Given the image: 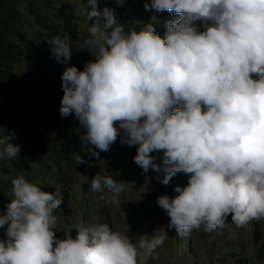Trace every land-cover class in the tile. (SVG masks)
Listing matches in <instances>:
<instances>
[{
  "label": "clouds",
  "instance_id": "1",
  "mask_svg": "<svg viewBox=\"0 0 264 264\" xmlns=\"http://www.w3.org/2000/svg\"><path fill=\"white\" fill-rule=\"evenodd\" d=\"M115 3L122 7L124 0ZM88 4L91 11H81L86 38L47 39L51 58L65 66L60 116L74 115L87 130L81 139L92 157L119 137L122 146H137L133 160L144 173L156 172L165 186L178 173L190 174L187 186H176L174 198L157 197L170 221L151 237L133 242L99 223L81 224L75 238L67 230L59 239L54 213L62 193L14 178L13 198L0 215V228L7 225L0 264H140L173 228L187 237L223 228L229 214L238 229L264 218V0L145 2V11L178 15L165 22L163 38L155 16L139 32L125 33L115 9L98 12L97 0ZM76 51L93 57L83 70L68 66ZM15 138L14 131L0 130V160L18 157ZM154 152H162L159 163ZM90 184L96 193L106 189L111 203L119 202L125 185L99 174Z\"/></svg>",
  "mask_w": 264,
  "mask_h": 264
},
{
  "label": "trees",
  "instance_id": "2",
  "mask_svg": "<svg viewBox=\"0 0 264 264\" xmlns=\"http://www.w3.org/2000/svg\"><path fill=\"white\" fill-rule=\"evenodd\" d=\"M78 1L91 11L88 0ZM145 2L151 3V0H143V4ZM77 4L71 5L63 0H0V130L4 133L14 131L16 138L10 142L19 144L21 149L16 159L0 160V215L5 213L7 204L13 198L12 179L24 176L44 192L62 193L63 202L54 213L57 217L55 231L59 239L64 237L63 232L67 230H72L70 234L75 238V230L81 224L107 223L113 230L114 226L109 220L112 213L123 214L129 221L130 215L137 219L143 212L155 211L160 215L165 212L160 207H154L150 201L135 205L129 215L127 208L132 207L133 199L128 197V184L138 186L150 179V173H144L135 164L133 157L136 154H124L127 145L124 152L118 150L119 137L109 151L92 157L81 139L87 130L74 115L62 118L59 114L63 96L61 76L65 66L51 58V46L47 39L60 35L72 40L75 27L71 17L75 16ZM106 6L115 9L117 22L124 27L125 33L130 30L139 32L143 27L137 22L143 17L138 9L134 8L137 15L124 16L119 13L115 0H97L98 12H102ZM151 11L156 17L157 34L163 38L165 22L179 17L173 12ZM94 22L95 18L89 21L91 25ZM99 22L103 25L105 21L100 18ZM86 62L87 59L78 61L74 52L68 66L83 70ZM74 154L83 156L85 163L78 165ZM157 159L160 160V157ZM96 174L125 183L118 203L109 201L110 194L106 189L103 193L92 191L90 182ZM151 180L158 182L157 179ZM176 186L179 183L174 176L164 194L174 198L178 195L173 190ZM101 195L105 196V200L99 199ZM139 226L135 229H141ZM6 227L0 228V240L6 239ZM172 234L178 241L179 236L174 228ZM186 242V252L191 254L188 248L191 243L189 240ZM206 256L209 254L204 253L199 260H205ZM252 256L253 260L259 259Z\"/></svg>",
  "mask_w": 264,
  "mask_h": 264
},
{
  "label": "rangeland",
  "instance_id": "3",
  "mask_svg": "<svg viewBox=\"0 0 264 264\" xmlns=\"http://www.w3.org/2000/svg\"><path fill=\"white\" fill-rule=\"evenodd\" d=\"M63 1L71 5L79 2V5L77 4L78 6L76 5L74 9L75 16L71 17V23L75 27L72 41L86 38L88 33L83 23L84 18L81 15L83 4L78 0ZM143 5V0H124L123 6L118 7V9H120L119 13L124 16L137 15L134 8L138 9L143 17L137 22L143 26L151 22V18L154 16L152 11H145ZM88 26H91L89 21ZM75 56L78 61L93 59L88 51H76ZM117 146L120 152H124L126 145L122 146L120 140ZM136 147H128L124 154H136ZM158 153L154 152L150 155L158 158L162 155L161 153L157 155ZM156 162L159 163L160 160L157 159ZM148 172L151 176L147 181H142L134 187L128 184V197L131 196L133 199L132 207L127 208L129 215L132 214L135 205L138 206L145 202L151 201L154 203V207H158L157 197L164 195V191L167 190L165 185L159 182H151L153 181L151 179H156L155 175H158L156 172L151 169ZM188 177L189 175L185 174L176 175V181L182 189L187 186ZM140 209L142 210V208ZM125 217L127 216H123V214L112 213L109 220L114 226L113 231L128 235L133 242L145 234L151 237L156 228L163 227L167 230L170 221V217L165 212L160 215L159 212L155 211L143 212L137 219L130 215L129 221ZM225 223L223 228H218L213 232H205L202 228L192 230L187 237L179 236L178 241L175 239V235L172 234V229L168 230L169 239L165 244L158 247L151 256L143 259L140 264H264V218L259 221H252L246 228L238 229L231 223V214H229ZM137 225H140L141 229H135ZM257 235H259V238ZM186 240L191 243L188 246L191 254L186 252ZM204 253H208L209 256H206L205 260H199L200 256L204 257ZM252 254L259 257V259L253 260Z\"/></svg>",
  "mask_w": 264,
  "mask_h": 264
}]
</instances>
